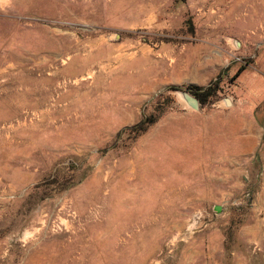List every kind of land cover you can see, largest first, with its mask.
I'll return each instance as SVG.
<instances>
[{"label": "rangeland", "instance_id": "obj_1", "mask_svg": "<svg viewBox=\"0 0 264 264\" xmlns=\"http://www.w3.org/2000/svg\"><path fill=\"white\" fill-rule=\"evenodd\" d=\"M0 264H264V0H0Z\"/></svg>", "mask_w": 264, "mask_h": 264}, {"label": "trees", "instance_id": "obj_2", "mask_svg": "<svg viewBox=\"0 0 264 264\" xmlns=\"http://www.w3.org/2000/svg\"><path fill=\"white\" fill-rule=\"evenodd\" d=\"M244 68V66H239L237 69V74ZM172 88V87H171ZM179 87H173V89H177ZM187 89L192 92L201 102L204 101L205 96L209 95L214 91V89L211 88V85H208L207 87H202L198 85H190L187 86ZM156 120V118L147 119L146 117L142 118L140 121H138L135 125L129 128L134 135H138L139 133L143 132L151 123H153Z\"/></svg>", "mask_w": 264, "mask_h": 264}, {"label": "water", "instance_id": "obj_3", "mask_svg": "<svg viewBox=\"0 0 264 264\" xmlns=\"http://www.w3.org/2000/svg\"><path fill=\"white\" fill-rule=\"evenodd\" d=\"M115 37H118V34H115ZM175 94L177 97L185 104L188 108L198 110L200 107L199 99L194 95L191 94L188 89H174ZM225 101L228 103L227 99ZM214 211L219 212L220 207L218 205H214Z\"/></svg>", "mask_w": 264, "mask_h": 264}]
</instances>
